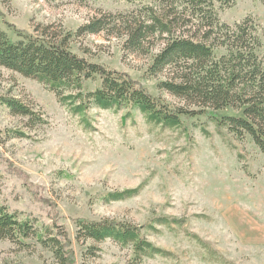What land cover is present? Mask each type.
Returning a JSON list of instances; mask_svg holds the SVG:
<instances>
[{
	"label": "rangeland",
	"instance_id": "rangeland-1",
	"mask_svg": "<svg viewBox=\"0 0 264 264\" xmlns=\"http://www.w3.org/2000/svg\"><path fill=\"white\" fill-rule=\"evenodd\" d=\"M155 5V0H0V28L18 40L15 30L34 34L38 25H61L72 35L73 53L127 73L173 108L194 109L161 91L165 77H151L150 58L127 54L122 39L104 33L76 36L101 14H131ZM217 12L220 23L229 26L251 19L264 56L263 3L237 0ZM2 97L21 100L45 124L34 125L0 105V199L34 225L63 226L73 241L75 264H264V155L250 137L239 140L207 116L184 118L181 128L165 129L148 124L139 112L131 117L126 110L100 109L91 111L93 128L86 131L80 117L44 84L5 68H0ZM137 188L141 192L133 198H104ZM164 216L179 219L181 226L155 225L145 233L171 253L167 258L137 263L131 249L112 240L84 246L76 241L80 218L142 227ZM28 243L29 248H20L0 241V264H58L41 244Z\"/></svg>",
	"mask_w": 264,
	"mask_h": 264
},
{
	"label": "trees",
	"instance_id": "trees-1",
	"mask_svg": "<svg viewBox=\"0 0 264 264\" xmlns=\"http://www.w3.org/2000/svg\"><path fill=\"white\" fill-rule=\"evenodd\" d=\"M259 1L264 4V0ZM155 2V6L131 14L94 17L78 29L76 36L104 33L122 39L127 54L150 58L147 72L151 77H165L158 85L161 91L194 109L173 108L127 73L109 70L73 53L72 35L61 25H38L34 34L14 29L18 40L0 28V68L44 84L72 115L80 117L86 131L93 128V109L126 110L131 117L139 112L148 124L165 129L181 128L184 118L207 116L239 140L250 137L264 155V56L259 53L262 42L252 20L234 26L220 23L217 7H230L237 0ZM220 50L225 53L219 54ZM0 105L13 116L29 118L34 125L45 124L19 99L2 97ZM229 109L238 115L221 114ZM8 132L25 136L22 130ZM140 192L141 188L112 192L104 198L107 202L120 201ZM33 222L0 199V241L29 248L28 241L33 239L51 251L58 264L76 263L73 241L63 226ZM75 224L77 243L84 246L112 240L131 249L133 260L140 263L144 258L171 256L150 242L145 232L156 230L155 225L172 228L182 222L164 216L142 227L109 218H80ZM93 250L87 247L86 251ZM211 256L219 258L215 250Z\"/></svg>",
	"mask_w": 264,
	"mask_h": 264
}]
</instances>
